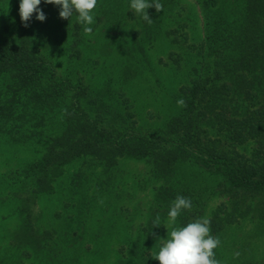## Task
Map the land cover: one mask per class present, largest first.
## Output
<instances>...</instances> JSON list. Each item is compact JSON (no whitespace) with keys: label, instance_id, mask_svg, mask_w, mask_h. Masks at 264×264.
I'll return each instance as SVG.
<instances>
[{"label":"trees","instance_id":"1","mask_svg":"<svg viewBox=\"0 0 264 264\" xmlns=\"http://www.w3.org/2000/svg\"><path fill=\"white\" fill-rule=\"evenodd\" d=\"M159 2L163 11L146 10L151 24L133 9L123 14L140 22L139 36L158 35L161 17L175 15L180 4ZM19 4L0 0V149L23 150L33 139L42 143L34 160L0 179V202L18 204L14 211L21 221L10 243L14 249L29 247L37 254L51 245L54 232L38 225L36 204L40 197L54 194L57 180L76 163L82 168L71 175L74 188L87 179L88 165L111 174L124 159L149 164L161 184L154 189L151 224L145 227L149 243L141 234L128 239L130 244L118 250L122 255L116 264H159L152 252L160 231L153 223L168 217L178 195L190 198L192 207L182 210L177 228L206 218L210 235L219 237L240 219H264V0L199 2L203 36L196 42L188 39L186 22L176 26L184 28L181 35L178 29L168 30L166 36L173 35L174 43L193 53L195 65L189 84L175 94L176 113L158 132L146 134L136 126L129 99L122 94L120 102L114 98L118 91L111 83L104 89L86 84L79 64H69L68 73L57 71L51 56L59 48L48 49L43 31L55 6L41 0L45 21L33 14L25 27ZM60 20L56 26L62 36L56 40L62 42H55L64 43L70 59L78 60L85 25L76 14ZM180 98L186 107L177 106ZM113 175L105 174L106 184L117 179ZM212 198L224 201L206 217Z\"/></svg>","mask_w":264,"mask_h":264},{"label":"rangeland","instance_id":"2","mask_svg":"<svg viewBox=\"0 0 264 264\" xmlns=\"http://www.w3.org/2000/svg\"><path fill=\"white\" fill-rule=\"evenodd\" d=\"M201 1L180 0L176 14L162 16L156 31L158 35L148 38L138 35L142 28L140 22L127 15L125 20L126 16H123L131 10L130 0H97L92 13L95 22L85 25L93 31L82 33L85 39L78 60L70 59L64 43L55 42H62L56 40L62 32L56 26L61 22L60 8L55 6L43 29L48 38V49L59 48L51 56L52 63L61 74L68 73L69 64H79V75L92 87L104 89L106 83H111L110 86L118 91L115 99L122 94L131 102L130 110L135 112L140 132H158L176 113L175 94L180 87L189 84L195 65L193 53L186 46L174 43V36L168 37L166 33L178 29L177 33L181 35L184 28L176 26L186 22L189 27L185 29L186 35L188 32L191 42L202 37L203 14L198 4ZM16 16L14 13L12 19ZM117 100L120 102L122 98ZM31 141L33 143L23 150L21 147L0 149V179L8 170L34 160L42 142ZM80 166L76 163L66 168L63 177L55 183L54 194L42 196L37 201L38 225L54 232L51 245L41 253L35 254L29 247L14 249L11 246V233L21 221L14 211L18 204L11 206L0 202V264H116L118 256L122 255L118 250L130 244L128 239L133 241L141 234L147 242L148 236L144 232L151 224L154 189L161 185L153 178L151 166L142 161L120 160L111 174L105 173L106 176L114 174L112 177L117 179L106 184L102 168L88 165L85 169L87 179L79 180L80 184L76 182L74 188L71 175L82 168ZM79 185H83L81 190ZM7 199L11 203V198ZM223 201L212 198L206 217ZM173 227L169 225L168 217L162 220L158 227L159 238L167 240ZM218 238L216 259L220 264L246 260L264 264V219H240L229 225ZM160 239L154 246L153 259L164 243Z\"/></svg>","mask_w":264,"mask_h":264},{"label":"clouds","instance_id":"3","mask_svg":"<svg viewBox=\"0 0 264 264\" xmlns=\"http://www.w3.org/2000/svg\"><path fill=\"white\" fill-rule=\"evenodd\" d=\"M45 4L59 6V18L69 20L74 14L77 21L82 25H92L94 21L93 10L97 5V0H43ZM41 0H20L19 15L23 26L28 27V22L35 14L36 20L43 22L46 14L39 7ZM131 9L141 15L142 19L151 24L153 20L146 11L155 8L157 12L163 11V5L159 0H131ZM85 34H91L92 28L85 26ZM177 106L186 107V101L180 98L176 101ZM192 201L190 198L178 195L173 201L168 212V223L174 225L178 216L185 209H191ZM154 227H159V217L153 223ZM157 239H160L157 237ZM159 249L154 257L159 264H220L214 257V249L220 244L218 237L210 235V220L197 219L188 223L184 227H173L168 233L167 240ZM235 255H239L236 253Z\"/></svg>","mask_w":264,"mask_h":264}]
</instances>
